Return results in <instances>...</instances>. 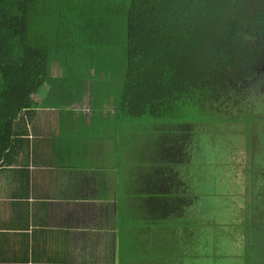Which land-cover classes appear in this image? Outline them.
Masks as SVG:
<instances>
[{"label":"trees","instance_id":"16d2710c","mask_svg":"<svg viewBox=\"0 0 264 264\" xmlns=\"http://www.w3.org/2000/svg\"><path fill=\"white\" fill-rule=\"evenodd\" d=\"M81 56L94 57L75 61ZM81 65L109 84L89 76L70 90ZM263 83L264 0H0V168L21 150L24 115L46 107L49 96L65 108L94 90L92 106L112 101L118 118L149 127L156 151L143 190L147 221L174 226L165 232L177 244L180 223L195 224L188 210L195 195L180 169L191 162L197 126L214 132L211 125L250 117L251 132L248 107ZM250 161L264 170V159ZM248 209L243 264H264V193Z\"/></svg>","mask_w":264,"mask_h":264},{"label":"crops","instance_id":"0c3cea01","mask_svg":"<svg viewBox=\"0 0 264 264\" xmlns=\"http://www.w3.org/2000/svg\"><path fill=\"white\" fill-rule=\"evenodd\" d=\"M112 105L85 106L82 100L24 115L16 133L24 139L21 150L0 168V264H243L245 245L231 256L208 236L207 253L197 233L201 222L194 224L192 242L176 244L174 235L161 234L165 230L154 233L160 224L147 221L149 197L139 189L148 169L131 172L129 120L118 118ZM215 198L223 196L213 197L212 219L215 209L222 218L221 204L231 208L227 199Z\"/></svg>","mask_w":264,"mask_h":264},{"label":"rangeland","instance_id":"374dc122","mask_svg":"<svg viewBox=\"0 0 264 264\" xmlns=\"http://www.w3.org/2000/svg\"><path fill=\"white\" fill-rule=\"evenodd\" d=\"M92 57L94 56L74 57V59L75 61H84L86 64ZM79 68L81 69L78 71L79 73H77L76 68V73L71 75L70 90L76 89L75 84L77 85L76 81L79 78L84 80L89 76L91 77V83L95 79H98L102 81L103 84H109L108 78H98V75L94 73L95 68H91L89 71H86L82 65L79 66ZM50 72L52 77H59L62 73V69L59 64H53ZM253 91H255V89H253ZM256 92L259 93L248 107L250 112L255 115V120L250 121L253 124L251 132H246L250 117H247V121L244 123L229 122L211 125V127L214 128V132H212L209 127L198 125V133L194 141L195 146L194 149H192V157H190L191 162L186 168L184 166L180 169L187 193L196 196L194 200L195 204L192 205L190 213L191 216L193 215V217L200 220L199 222L195 221V224L201 222L197 227V233L200 231L204 240L210 237L216 239L217 242L222 241L224 249L228 250L231 256L241 254L242 247L245 245V240L242 235L244 225L242 227L240 224L243 221L244 215L250 217L248 204H250L254 196H257L259 193H264V170H253L254 167L258 165L254 164L253 166L250 161L254 154L264 159V83L256 89ZM49 97L51 98L47 100L46 104L50 107L56 104L57 98L52 96ZM95 97L96 94H94V90L92 91L91 97L86 90L82 98L83 104L85 106H90L91 99ZM66 100L65 104L72 102L69 98H66ZM82 100H80L81 102L78 100L76 103L80 104ZM99 102H101V100ZM73 105H75V103L68 107H72ZM102 105L113 107L111 102L106 103L103 101ZM127 123L129 126L127 133L130 139L128 143H132L130 146H127V148L132 151L131 161L128 162L129 168L131 167L132 173L139 175L142 172L141 168L145 167L148 169L145 171V175H147L153 170V165L149 163L156 151L152 141L146 139L148 132H150L149 127L144 124H141L139 127H133L131 120ZM127 133L124 132L125 135ZM96 138V134L92 133L91 140H95L97 145L103 149L104 144L97 141ZM250 139H252V147L250 145ZM147 155H149V157H147ZM144 188L145 185L142 182L139 185V189L144 190ZM216 195L223 196L222 199L215 198L216 202L218 200L224 202L227 199L230 201L231 208H224L221 206L223 204H221L218 209L222 213V218H218L219 214H217V210L215 209V218L212 219L211 210L213 206L211 204L213 197ZM187 215L188 213L186 212L185 219ZM252 219L256 221L255 218ZM172 220L173 219H169L167 223H170ZM212 224H218V227L214 228ZM180 227L184 229H180V236L177 241L188 238V241L192 242L194 240V235H192V233L196 225H182V223H180ZM173 228L174 226L168 224L159 227L156 226L153 231L157 234L161 230ZM176 228H179V226H176ZM213 229H215L216 233L211 232ZM142 232H148V229L143 228ZM222 233H225L226 236H222ZM161 234L172 236L174 232L171 234L161 232ZM229 235H232L231 238H228ZM165 239L166 238H164V240ZM154 240L155 238L150 243ZM205 242L207 243V253H211L210 240H205ZM261 253L264 255V250L261 251ZM210 263L208 262V264ZM218 263L238 264L237 261L233 259H227L222 262L219 261Z\"/></svg>","mask_w":264,"mask_h":264}]
</instances>
